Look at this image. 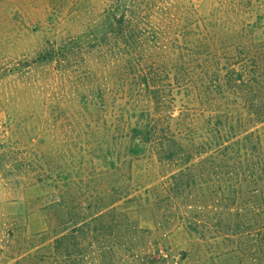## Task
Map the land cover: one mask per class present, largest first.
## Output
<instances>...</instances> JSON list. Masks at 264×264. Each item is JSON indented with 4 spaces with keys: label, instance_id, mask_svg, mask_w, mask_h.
<instances>
[{
    "label": "rangeland",
    "instance_id": "rangeland-1",
    "mask_svg": "<svg viewBox=\"0 0 264 264\" xmlns=\"http://www.w3.org/2000/svg\"><path fill=\"white\" fill-rule=\"evenodd\" d=\"M232 1L0 0V264H264V171L249 167L264 122L199 61L174 62L189 47L223 62L225 46L186 43ZM109 17L138 23L128 63ZM139 71L161 98L138 96ZM172 135L184 164L157 156Z\"/></svg>",
    "mask_w": 264,
    "mask_h": 264
},
{
    "label": "trees",
    "instance_id": "trees-1",
    "mask_svg": "<svg viewBox=\"0 0 264 264\" xmlns=\"http://www.w3.org/2000/svg\"><path fill=\"white\" fill-rule=\"evenodd\" d=\"M232 4L235 9L223 14L224 25L222 27L214 28V26L208 27L207 25H204V28L201 26L202 31H199L196 37H189L186 43L188 46L197 43L200 48H205L207 46L215 47L217 45L221 47L225 46L226 51L224 52V55L226 58L222 59L223 62L218 55H210L207 53L205 55L206 60L199 59L202 57L192 52L195 50L190 49V47L185 52L177 54L174 62L180 65H187V67L190 68L191 65H194V59L199 61L201 63V73H212V75L218 78V81H221L222 86L230 85L231 93H228L227 95L231 96L233 94L235 96L236 93L238 94L240 100L247 104L244 109V114L247 117L246 119L251 120L252 123H263L264 21L259 12L261 10L260 8L264 6V0H233ZM244 4H246L247 8L245 11H241L240 7ZM109 18V29L111 32L116 31L115 39L116 44L120 46L119 53L123 58L124 56L129 58L126 59V61L124 59L125 63H128V61L133 60L132 55L129 52L135 50L134 46L140 45L141 43V37L135 35L138 23H135V21H127L123 19V17ZM177 79L180 78L177 77ZM131 80L134 82V85H136L139 97L141 95H146V101L149 100L150 102L157 100L155 98H161L160 91L157 90V87H155L156 80L154 77L147 75L143 71H139L137 75H133ZM176 81L179 82V80ZM236 89H238V92ZM190 94L191 99L197 100L195 89L191 90ZM167 96L172 97L175 101V96L172 94ZM229 112L232 113L233 110H230ZM229 112H227V116ZM146 130L149 137L157 134L155 126L147 125ZM227 131H222V135L220 133L221 131H218V134L211 140H214L215 138H223L222 136H224ZM169 140L170 143L173 144L177 142L174 135H172ZM212 143H214V141L201 142V149H209L208 147H210ZM176 145V150H171L169 144L158 145L159 148L157 156L165 161H171L177 153L176 159L184 164V162L190 159L191 155L187 154L186 147L183 148L178 142ZM229 145L221 146L219 144H215L214 146L216 147L213 149L214 151L212 154L215 153V155H218L224 150L228 151ZM212 154H210L209 157H211ZM243 162L244 161L242 160L239 161V167L243 166ZM248 162L249 161H246V163ZM189 167H195V164L184 167V169L180 171H190L191 168ZM249 167H251V171H264V160H260L259 162H249ZM170 179L172 182L170 183L169 189L171 188V191L178 189V183L176 182L177 179L175 176H172Z\"/></svg>",
    "mask_w": 264,
    "mask_h": 264
}]
</instances>
